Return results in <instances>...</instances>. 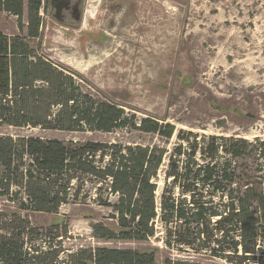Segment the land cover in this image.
Returning a JSON list of instances; mask_svg holds the SVG:
<instances>
[{"label": "trees", "instance_id": "16d2710c", "mask_svg": "<svg viewBox=\"0 0 264 264\" xmlns=\"http://www.w3.org/2000/svg\"><path fill=\"white\" fill-rule=\"evenodd\" d=\"M41 10L42 0H0V12L16 16L21 30L27 20L26 36L0 31V125L64 132L130 129L167 141L176 136L177 142L170 152L0 135V195L10 203L0 208V264H58L62 254L66 264H157L155 248L66 253L61 245L53 251V242L68 236L67 225L44 229L31 222V214L57 215L64 205L90 203L110 211L92 226L100 240L147 242L159 234V222L165 247L181 255L164 264H264V138L177 132L171 123L102 100L31 45L40 37Z\"/></svg>", "mask_w": 264, "mask_h": 264}, {"label": "rangeland", "instance_id": "374dc122", "mask_svg": "<svg viewBox=\"0 0 264 264\" xmlns=\"http://www.w3.org/2000/svg\"><path fill=\"white\" fill-rule=\"evenodd\" d=\"M41 16L40 37L31 45L102 100L138 117L171 123L177 132L264 138V0H42ZM26 24L25 17L21 30L16 16L0 12V31L8 36H26ZM0 135L157 146L170 152L177 142L176 136L167 141L130 129L64 132L0 125ZM167 169L165 158L158 196ZM7 207L0 195V208ZM109 213L93 203L68 204L57 215L31 214V222L44 229L67 225L68 236L55 240L53 251L61 245L66 253L155 248L157 264L181 256L165 247L159 222V234L147 242L95 238L92 226ZM66 256L58 264H66Z\"/></svg>", "mask_w": 264, "mask_h": 264}]
</instances>
